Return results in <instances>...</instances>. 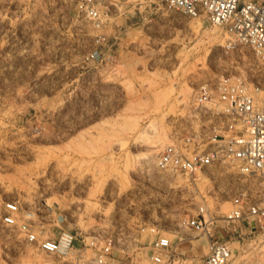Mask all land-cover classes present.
I'll list each match as a JSON object with an SVG mask.
<instances>
[{
    "label": "rangeland",
    "instance_id": "374dc122",
    "mask_svg": "<svg viewBox=\"0 0 264 264\" xmlns=\"http://www.w3.org/2000/svg\"><path fill=\"white\" fill-rule=\"evenodd\" d=\"M78 1L0 0V212L4 201L18 200L37 213L36 229L51 237L74 231L79 247L119 229L138 237L139 225L175 228L204 196L235 263L264 264V229L224 220L227 178L192 181L154 167L172 134L207 125V116L190 115L199 85L249 77L255 55L166 0H97L106 12L100 28ZM0 232L9 264L69 263L39 253L1 222Z\"/></svg>",
    "mask_w": 264,
    "mask_h": 264
},
{
    "label": "built area",
    "instance_id": "2783aa9c",
    "mask_svg": "<svg viewBox=\"0 0 264 264\" xmlns=\"http://www.w3.org/2000/svg\"><path fill=\"white\" fill-rule=\"evenodd\" d=\"M166 2L169 8L190 17L203 15L210 25L224 29L228 42L252 51L257 64L249 77L223 76L216 84H200L190 115L197 121L207 116V125L192 129L184 138L172 134L171 141L155 153L154 167L162 175L192 181L200 177L210 181L215 176L227 178L231 189L225 222L264 229V0ZM77 5L94 28L104 25L106 12L99 1L79 0ZM255 180L259 188L251 185ZM35 214L30 208L22 211L18 200H6L0 222L18 230L23 241L39 253L66 258L67 264H236L230 240L213 230L215 217L204 196L193 213L179 218L175 228L139 225L138 237L146 234L147 243L130 230L119 229L102 236L90 235L83 239V246L77 247L76 232L61 229L51 237L36 229ZM63 219L62 214L57 216L58 221ZM194 238L199 242L193 243ZM2 245L0 232V264H9ZM200 246L205 252L194 255L193 250Z\"/></svg>",
    "mask_w": 264,
    "mask_h": 264
},
{
    "label": "bare ground",
    "instance_id": "6f19581e",
    "mask_svg": "<svg viewBox=\"0 0 264 264\" xmlns=\"http://www.w3.org/2000/svg\"><path fill=\"white\" fill-rule=\"evenodd\" d=\"M164 133V132H163ZM164 137H166L165 136V133H164ZM164 141V140H163ZM160 144V141H157L155 144H153L152 146L154 147V149H151L150 151H154L155 150V147L156 146H158ZM152 147V148H153ZM145 158H148V155L146 154L145 156H144ZM229 206H230V204H229V202H228V205H225L224 207H225V209H228L229 208ZM36 261H38L39 263H43V264H49V260L47 259V258H42V257H39V258H37V260Z\"/></svg>",
    "mask_w": 264,
    "mask_h": 264
}]
</instances>
